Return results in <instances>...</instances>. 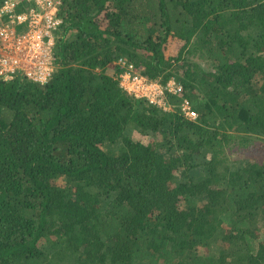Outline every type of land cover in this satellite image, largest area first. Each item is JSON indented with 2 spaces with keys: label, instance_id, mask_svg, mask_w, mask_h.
Returning a JSON list of instances; mask_svg holds the SVG:
<instances>
[{
  "label": "trees",
  "instance_id": "16d2710c",
  "mask_svg": "<svg viewBox=\"0 0 264 264\" xmlns=\"http://www.w3.org/2000/svg\"><path fill=\"white\" fill-rule=\"evenodd\" d=\"M60 2L48 81L0 80V264H264V0Z\"/></svg>",
  "mask_w": 264,
  "mask_h": 264
},
{
  "label": "built area",
  "instance_id": "2783aa9c",
  "mask_svg": "<svg viewBox=\"0 0 264 264\" xmlns=\"http://www.w3.org/2000/svg\"><path fill=\"white\" fill-rule=\"evenodd\" d=\"M60 0H4L0 5V80L10 81L20 74L45 84L54 69V32L60 21ZM120 88L135 98H143L165 111H172L169 97L179 99L178 109L187 119H195L183 88L174 79L162 84L151 81L127 59L115 62Z\"/></svg>",
  "mask_w": 264,
  "mask_h": 264
},
{
  "label": "rangeland",
  "instance_id": "374dc122",
  "mask_svg": "<svg viewBox=\"0 0 264 264\" xmlns=\"http://www.w3.org/2000/svg\"><path fill=\"white\" fill-rule=\"evenodd\" d=\"M180 42L177 40V39H171L170 41H169V43H168V45H166L165 46V48H164V54H165V56H166V58H174V57H176L177 56V54L179 53V50H180ZM118 68L117 67H115L114 68V71L115 70H117ZM106 71H109V73H111L112 75H115V73H114V71H113V69H111V70H108V69H106ZM105 71V72H106ZM118 75L119 74H117V76H116V78H118ZM182 75L180 74L179 75V78L181 77ZM172 106V105H171ZM173 107V109H175L176 108V106H172ZM172 109V110H173ZM133 136V138H134V140H136V141H141V140H143V137H140L139 135H137V134H133L132 135ZM258 146H260V145H253V146H251V147H249V148H242L241 149V157L243 158V157H252V156H254V153H257V154H260V152H258V150H257V148L256 147H258ZM223 222L224 223H227L228 222V218L227 217H223ZM216 247V246H215ZM215 248H212V250H214ZM214 251H216V250H214Z\"/></svg>",
  "mask_w": 264,
  "mask_h": 264
},
{
  "label": "crops",
  "instance_id": "0c3cea01",
  "mask_svg": "<svg viewBox=\"0 0 264 264\" xmlns=\"http://www.w3.org/2000/svg\"><path fill=\"white\" fill-rule=\"evenodd\" d=\"M114 68L115 67H110V68H107L108 70H111V69H113V71H114ZM115 72V71H114ZM107 75H109V76H113L111 73H109V71H106L105 72Z\"/></svg>",
  "mask_w": 264,
  "mask_h": 264
}]
</instances>
